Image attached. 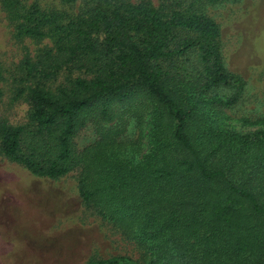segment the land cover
<instances>
[{
	"label": "trees",
	"instance_id": "trees-1",
	"mask_svg": "<svg viewBox=\"0 0 264 264\" xmlns=\"http://www.w3.org/2000/svg\"><path fill=\"white\" fill-rule=\"evenodd\" d=\"M3 1L18 11L17 0ZM90 1L68 20L36 5L21 16L20 34L48 35L54 48L23 60L36 80L31 111L24 123L0 124V151L35 176L79 167L82 202L145 257L85 264H264V117L239 119L259 126L249 133L225 128L245 82L225 66L218 23L179 0ZM62 68L89 75L46 89ZM124 106L139 118V137L149 117L150 147L138 161L119 139L123 128L105 126ZM87 123L98 137L79 149Z\"/></svg>",
	"mask_w": 264,
	"mask_h": 264
},
{
	"label": "rangeland",
	"instance_id": "rangeland-1",
	"mask_svg": "<svg viewBox=\"0 0 264 264\" xmlns=\"http://www.w3.org/2000/svg\"><path fill=\"white\" fill-rule=\"evenodd\" d=\"M148 1L154 6L163 2ZM166 1L169 4L172 0ZM179 1L181 7H191L218 23L225 66L245 82L240 100L227 110L230 119L225 128L240 133L256 130L258 125L244 124L239 119L264 117V0ZM32 5L45 12L62 13L68 20L92 2L17 0L16 12L0 0V124L16 125L27 120L31 111L27 87L36 80L25 76L22 62L26 57L35 61L44 50L54 48L53 38L48 35L19 33L21 16ZM101 37L97 35L98 40ZM87 75L85 70L62 68L43 85L53 91L77 76ZM118 108V117L105 126L123 128L119 139L127 144V156L138 161L150 147L149 117L145 116L139 137L137 115L123 112L127 106ZM97 137L96 125L87 123L76 136L77 147L81 149ZM79 173L77 167L56 179L35 176L0 151V204L8 215L0 227V264H85L91 258L111 255H126L143 263V251L133 239L82 202L77 189Z\"/></svg>",
	"mask_w": 264,
	"mask_h": 264
},
{
	"label": "crops",
	"instance_id": "crops-1",
	"mask_svg": "<svg viewBox=\"0 0 264 264\" xmlns=\"http://www.w3.org/2000/svg\"><path fill=\"white\" fill-rule=\"evenodd\" d=\"M8 219L7 210L3 208V206L0 204V227L1 224Z\"/></svg>",
	"mask_w": 264,
	"mask_h": 264
}]
</instances>
